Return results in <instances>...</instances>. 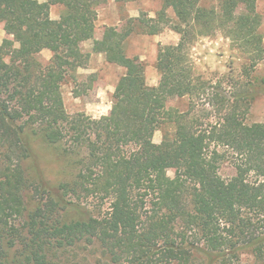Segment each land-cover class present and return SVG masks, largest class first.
Here are the masks:
<instances>
[{
  "label": "trees",
  "instance_id": "16d2710c",
  "mask_svg": "<svg viewBox=\"0 0 264 264\" xmlns=\"http://www.w3.org/2000/svg\"><path fill=\"white\" fill-rule=\"evenodd\" d=\"M107 1L0 0L10 36L0 44V264H56L58 251L79 243H99L111 264H241L245 251L251 264H264V122L246 123L258 94L252 73L264 59L256 0L208 8L162 0L154 16L104 26L97 39V8ZM52 5L63 7L58 19ZM166 27L179 39L158 45L159 80L149 86L125 44ZM216 32L244 57L240 73H196L191 48ZM43 49L47 63L38 58ZM92 53L124 69L98 118L69 114L61 91ZM174 97L188 98L186 110L167 109ZM163 123L174 130L156 144ZM28 135L59 150L73 179L30 182ZM223 164L233 174L222 176Z\"/></svg>",
  "mask_w": 264,
  "mask_h": 264
},
{
  "label": "rangeland",
  "instance_id": "374dc122",
  "mask_svg": "<svg viewBox=\"0 0 264 264\" xmlns=\"http://www.w3.org/2000/svg\"><path fill=\"white\" fill-rule=\"evenodd\" d=\"M44 1V0H39ZM204 7L217 6L219 0H199ZM162 0H130L115 1L108 0L106 4L97 8L96 30L94 38H100L104 26H121L129 17H135L140 12H145L150 16L161 8ZM256 9L262 16L261 32L264 42V0H256ZM63 11L60 5L50 7V17L58 19ZM168 15L173 17L171 9ZM5 38H10L0 23V44ZM179 35L170 28H164L157 35H143L133 33L126 41V53L128 56H138L144 64L145 79L149 86H155L159 80V73L155 67V60L158 45L175 44ZM17 46V44H16ZM92 40L83 42L80 45L82 52L91 50ZM191 56L195 63L197 74L210 76L211 74L221 75L230 70L234 74L240 73L245 62L244 57L235 48L231 47L230 40L220 32L211 36H203L196 40L191 48ZM38 58L47 63L51 58V52L43 49L38 54ZM124 69L105 61L104 56L94 55L89 59L86 67H79L71 71L62 87V96L65 109L69 114L84 112L94 118L108 114V107L111 108L112 94L118 79L123 75ZM252 81L258 89L246 123L264 122V59L255 67L252 73ZM260 90V92H259ZM188 98H170L166 107L169 110H186ZM174 126L163 123L154 132L153 142L159 144L166 133H171ZM30 154L23 161L26 177L30 182H38L40 175L49 186L54 187L60 182L73 179L76 169L68 164L59 150L53 146L45 144L39 137L28 135ZM175 171L169 169L167 174L174 176ZM220 173L227 177L233 174V167L223 164ZM30 193L28 194V196ZM56 264H111L107 254L103 252L99 243L84 244L60 250L54 255ZM241 264H251L252 256L248 252L241 254Z\"/></svg>",
  "mask_w": 264,
  "mask_h": 264
},
{
  "label": "crops",
  "instance_id": "0c3cea01",
  "mask_svg": "<svg viewBox=\"0 0 264 264\" xmlns=\"http://www.w3.org/2000/svg\"><path fill=\"white\" fill-rule=\"evenodd\" d=\"M99 38V37H98ZM97 38V39H98ZM94 55H99L100 57H103V55L102 54H96V53H92L91 54V56H90V58L92 59L93 57H94ZM110 109V105H109V107H108V110Z\"/></svg>",
  "mask_w": 264,
  "mask_h": 264
}]
</instances>
